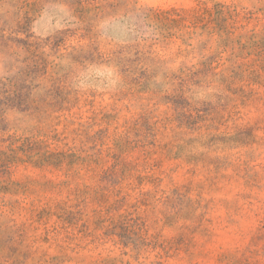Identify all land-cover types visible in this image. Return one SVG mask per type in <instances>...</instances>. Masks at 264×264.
Returning <instances> with one entry per match:
<instances>
[{"label": "rangeland", "instance_id": "rangeland-1", "mask_svg": "<svg viewBox=\"0 0 264 264\" xmlns=\"http://www.w3.org/2000/svg\"><path fill=\"white\" fill-rule=\"evenodd\" d=\"M0 264H264V0H0Z\"/></svg>", "mask_w": 264, "mask_h": 264}]
</instances>
